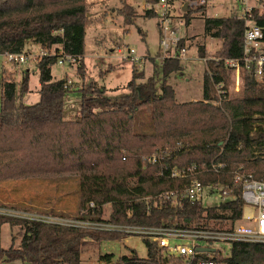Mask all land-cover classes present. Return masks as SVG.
Instances as JSON below:
<instances>
[{
  "label": "trees",
  "instance_id": "obj_1",
  "mask_svg": "<svg viewBox=\"0 0 264 264\" xmlns=\"http://www.w3.org/2000/svg\"><path fill=\"white\" fill-rule=\"evenodd\" d=\"M144 1L149 6L158 2ZM88 10V0H0V55L29 54L25 51L29 42L48 52V56L35 59L39 85L36 104L21 103L22 95L28 92V72L18 83L11 75L1 77L0 181L77 179V212L86 209L88 203H93V208L75 219L100 221L102 207L110 204L107 221L114 224L210 229L225 218L237 223L243 202L235 188L234 199L208 208L197 202L186 201L175 207L142 199L188 183L168 177L173 167L207 168L211 162H221L224 168L218 175L206 173L198 180L231 186L234 172L246 170L264 181V86L243 70L237 97L212 104L216 99L213 84L225 78L227 71L221 63L208 60V71L214 75L210 78L204 70L201 101L179 103L168 81L182 73L181 61L169 57L156 65L151 59L152 75L144 78V73L133 67L128 93L105 100L104 110L95 112L91 106L94 102H90L93 98H88L87 93H99L97 90L90 86L82 89L79 113L68 120L64 100L71 89L65 78L52 79L51 67L64 55L75 57L77 74L84 76ZM204 11L205 7L188 9L181 13V19L187 26L193 13H201L205 35L221 41L216 53L219 59L242 57L246 22L264 30V14L259 15L256 9L245 19L209 18ZM116 14L123 26L133 24L134 10L122 0ZM143 15L156 18L152 9ZM184 46L180 39L176 52ZM196 53L200 59L206 58L204 46ZM227 88L225 83L226 92ZM158 150L161 155L157 163L142 159ZM3 224L17 226L22 234L18 248H0V264H83L80 256L87 247L125 237L0 215V226ZM143 242L144 259L135 252L115 263L111 254L99 259L107 264H159L155 245ZM217 261L264 264V244L233 242L226 257L219 255Z\"/></svg>",
  "mask_w": 264,
  "mask_h": 264
},
{
  "label": "rangeland",
  "instance_id": "obj_2",
  "mask_svg": "<svg viewBox=\"0 0 264 264\" xmlns=\"http://www.w3.org/2000/svg\"><path fill=\"white\" fill-rule=\"evenodd\" d=\"M122 1L132 7L135 15L133 24L127 27L123 26L122 18L116 14L120 8V0H88L87 16L90 23L86 27L84 38L85 71L83 77L77 74V63L70 66L64 62L51 67L52 79L65 78L71 89L64 100V117L68 120L74 119L79 113L82 89L86 90L90 86L91 90H97L99 93H87L88 98H93L90 102H94L91 106L95 112L104 110L106 109L103 105L105 100H113L128 93L126 86L131 80L133 67L142 71L144 78H147L153 72L152 60L156 65L161 61L158 18L144 17L143 14L149 8L144 0ZM173 3L175 9L171 11L173 20L170 27L171 29L178 28L176 37L184 40L186 54L184 59L180 60L182 73L172 76L168 82L172 85L179 103L199 102L202 98L205 64L197 56V48L201 45L205 47L206 60L217 58L216 53L221 46V41L205 35L201 13H193L187 26H177V22L181 21L179 11L181 2L175 0ZM252 8L263 13L264 0H207L204 15L209 18L237 16V14H242L243 10ZM26 51H29L30 57L25 63L18 65L7 62L6 58L0 55V81L2 76L11 75L18 83L23 73L28 72V92L22 95L21 103L34 105L38 101L39 86L35 59L38 58L40 47L36 44L32 47L28 45ZM128 51H132L134 58L140 61L132 63L131 58H127ZM223 76L228 87V100L237 97L242 88L241 75L238 83L235 82V73L231 71ZM243 172L251 174L250 171ZM78 194L77 179L52 183L40 180L0 181V215L41 216L47 213L48 215L54 214L55 220L60 215H64L68 221L77 218L78 215L86 214L90 209L91 203H88L86 209L84 208L80 213L77 212ZM218 203L219 199L216 196L205 194L200 202L204 208L217 206ZM110 209V204L102 207L101 217L103 219H108ZM238 225H244V223L240 221ZM21 234L17 226L11 227L3 224L0 226V248L8 249L11 245L18 248ZM213 247L227 254L230 244L217 242ZM85 250L80 256L83 264H99V257L104 254L113 255L114 263L119 258L129 257L132 252H135L139 258L146 256L144 242L134 236H125L115 242H105L98 247H87Z\"/></svg>",
  "mask_w": 264,
  "mask_h": 264
},
{
  "label": "built area",
  "instance_id": "obj_3",
  "mask_svg": "<svg viewBox=\"0 0 264 264\" xmlns=\"http://www.w3.org/2000/svg\"><path fill=\"white\" fill-rule=\"evenodd\" d=\"M175 0H158V2L149 6L159 21V51L164 58L184 59L186 48H181L176 52V46L180 38L176 37L178 28L171 29L170 24L173 20L171 11L175 9ZM179 11L182 13L184 3H187L188 9H197L207 6V0H180ZM243 2V1H242ZM253 9V8H252ZM252 9L243 10L242 14L236 16L237 19H245L249 16ZM264 12H259V15ZM184 25L183 19L177 22V26ZM6 61L18 65L26 62L27 53L4 54ZM48 56L45 49H40L38 57ZM127 58H131L132 63H138L140 59L134 58L132 51H128ZM205 64V71L210 78L213 76L207 68L206 59H202ZM209 61L220 64L224 70L235 73V82L238 83L239 76L243 70L251 72L256 81L264 86V30L254 25L252 22H246V28L243 33V54L237 59H219L210 58ZM68 63L73 66L77 63L75 57L62 56L56 64ZM241 79V77H240ZM68 83V82H67ZM226 79L222 78L213 84L216 99L212 104L220 105L221 102L228 100V92L224 90ZM168 151L166 147L164 149ZM160 150L151 156L143 157L146 162L155 164L160 158ZM124 159V158H123ZM224 164L221 162H211L207 168L192 165L185 168L173 167L168 177L172 179H184L188 183L182 188L160 192L155 196L144 197L142 200H153L154 204H171L180 207L183 202H197L200 204L203 194L207 196H216L219 203H226L234 199L233 188L239 190V197L243 202L240 220L235 223L231 218H225L214 222L210 229L200 227H149L137 225H122L109 223L108 219L100 218V221H90L82 219H71L67 221L65 217L53 215L34 216L22 214L9 216L17 219H27L42 222L49 225H58L71 228H82L90 231H99L106 233L121 234L124 236H134L139 239L147 240L153 243L159 253V264H223L217 261L220 255L225 258L226 255L220 249H215V243H258L264 244V181L255 179L251 174L237 171L231 178V186L221 183H205L198 180V176L206 173L218 175ZM162 176V172L160 173ZM217 204V205H218ZM201 205V204H200ZM93 204H90V209ZM213 207V206H212ZM89 210V209H88ZM87 210V211H88ZM9 214H6L7 216ZM30 215V216H23ZM20 217V218H19ZM244 225H238L239 222ZM213 249L212 252L208 251ZM145 258V257H144ZM141 258V259H144ZM99 264H107L100 261Z\"/></svg>",
  "mask_w": 264,
  "mask_h": 264
},
{
  "label": "water",
  "instance_id": "obj_4",
  "mask_svg": "<svg viewBox=\"0 0 264 264\" xmlns=\"http://www.w3.org/2000/svg\"><path fill=\"white\" fill-rule=\"evenodd\" d=\"M182 11L183 12H186L187 11V3H184L183 8H182ZM208 251L212 252L213 249H209Z\"/></svg>",
  "mask_w": 264,
  "mask_h": 264
},
{
  "label": "crops",
  "instance_id": "obj_5",
  "mask_svg": "<svg viewBox=\"0 0 264 264\" xmlns=\"http://www.w3.org/2000/svg\"><path fill=\"white\" fill-rule=\"evenodd\" d=\"M237 15H239V14H237ZM34 43H32V42H29V43H27L26 45H25V51H26V48L28 47V45H30V47H32V45H33ZM38 46V45H37ZM28 50V49H27ZM26 52H29V51H26Z\"/></svg>",
  "mask_w": 264,
  "mask_h": 264
}]
</instances>
